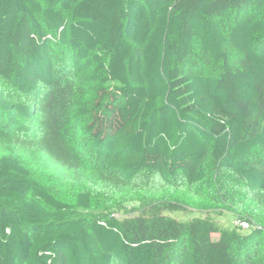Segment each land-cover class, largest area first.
<instances>
[{
  "label": "trees",
  "instance_id": "16d2710c",
  "mask_svg": "<svg viewBox=\"0 0 264 264\" xmlns=\"http://www.w3.org/2000/svg\"><path fill=\"white\" fill-rule=\"evenodd\" d=\"M0 264H264V0H0Z\"/></svg>",
  "mask_w": 264,
  "mask_h": 264
},
{
  "label": "rangeland",
  "instance_id": "374dc122",
  "mask_svg": "<svg viewBox=\"0 0 264 264\" xmlns=\"http://www.w3.org/2000/svg\"><path fill=\"white\" fill-rule=\"evenodd\" d=\"M133 206L128 205L125 209L121 211L122 216H131L133 215ZM168 214L180 221L191 220L196 217L206 218L210 217L213 220L217 221L219 224L225 226L226 228H235L238 226L237 220L234 214L228 212H215V211H198L194 209H182L179 211L168 212ZM243 233H248L249 229L242 230ZM215 238H218L217 235H214Z\"/></svg>",
  "mask_w": 264,
  "mask_h": 264
},
{
  "label": "built area",
  "instance_id": "2783aa9c",
  "mask_svg": "<svg viewBox=\"0 0 264 264\" xmlns=\"http://www.w3.org/2000/svg\"><path fill=\"white\" fill-rule=\"evenodd\" d=\"M242 226L244 229H248L249 228V224L248 223H242Z\"/></svg>",
  "mask_w": 264,
  "mask_h": 264
}]
</instances>
